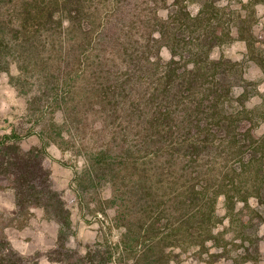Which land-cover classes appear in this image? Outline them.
<instances>
[{
    "label": "trees",
    "instance_id": "obj_1",
    "mask_svg": "<svg viewBox=\"0 0 264 264\" xmlns=\"http://www.w3.org/2000/svg\"><path fill=\"white\" fill-rule=\"evenodd\" d=\"M261 4L0 0V75L26 99L0 134V180L17 208L0 212V264H32L7 233L32 209L58 225V264H258L264 93L240 62L212 51L244 41L264 78ZM32 136L39 144L23 148ZM52 144L82 160L71 183L80 209L113 211L84 251L68 244L72 211L44 165Z\"/></svg>",
    "mask_w": 264,
    "mask_h": 264
},
{
    "label": "rangeland",
    "instance_id": "obj_2",
    "mask_svg": "<svg viewBox=\"0 0 264 264\" xmlns=\"http://www.w3.org/2000/svg\"><path fill=\"white\" fill-rule=\"evenodd\" d=\"M245 2L247 0H244ZM193 12L198 10V6L191 4ZM255 33L259 36L264 31V5H258L255 15ZM247 46L244 41L234 40L212 51L213 58L225 57L233 61L240 62L245 70V78L249 81L259 82L258 90L264 93V78L260 67L252 60L247 58ZM162 56L169 57L166 49L162 50ZM11 73H15L12 67ZM241 88H237L239 93ZM258 102L253 98L248 105ZM26 99L18 94L15 88L9 83V74L0 75V134L8 132L10 125L16 122L25 112ZM39 144L36 136L25 138L21 141L23 148H29L32 145ZM48 155L44 160V165L51 172V179L56 189L62 192L67 206L72 211L73 234L69 238V245L78 247L81 251L85 250L86 244H91L101 238L102 227L107 225L112 217L113 211L108 210L106 216H93L83 211L79 207L78 198L76 197L71 186L74 177V171L82 166V160L76 159L70 152L61 150L58 146L52 144L48 147ZM102 196L110 195V188L105 187L101 191ZM0 212L7 216H14L17 208L14 201L13 191L0 180ZM219 213L224 214L222 204L219 203ZM23 222L13 221L7 229L9 240L13 247L21 254L32 257V264H58L51 261L50 251L55 248L58 225L46 220L43 217L41 209H32L29 211ZM22 221V220H21ZM22 225V226H21ZM119 230L113 229L110 237L114 241L118 238ZM260 249L262 258L258 264H264V225L259 229ZM238 249V248H237ZM38 260V261H37ZM37 261V262H36ZM181 264H198L192 259L187 258ZM218 264H223L220 262ZM244 264H250L245 262Z\"/></svg>",
    "mask_w": 264,
    "mask_h": 264
}]
</instances>
